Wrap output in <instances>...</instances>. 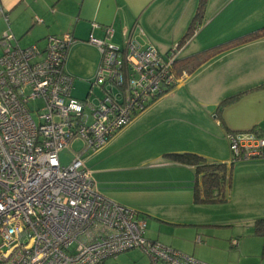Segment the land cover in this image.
<instances>
[{
	"label": "built area",
	"instance_id": "2783aa9c",
	"mask_svg": "<svg viewBox=\"0 0 264 264\" xmlns=\"http://www.w3.org/2000/svg\"><path fill=\"white\" fill-rule=\"evenodd\" d=\"M0 14L8 24L1 7ZM97 28L104 37L86 42L100 58L83 99L72 95L65 71L71 33L27 46L9 27L0 37V264H102L133 249L149 264H207L146 238L144 215L105 197L83 157L184 81L187 73L175 68L183 45L161 53L125 37L120 46L111 42V25L92 22ZM225 137L227 167L264 158V134L229 130ZM75 141L81 146L62 165L59 152Z\"/></svg>",
	"mask_w": 264,
	"mask_h": 264
},
{
	"label": "rangeland",
	"instance_id": "374dc122",
	"mask_svg": "<svg viewBox=\"0 0 264 264\" xmlns=\"http://www.w3.org/2000/svg\"><path fill=\"white\" fill-rule=\"evenodd\" d=\"M198 5L199 0H173L172 2L159 0L138 21L137 40L143 45L152 44L161 53L167 52L171 46L168 42L173 40L175 44L185 35L190 22L195 17ZM218 11H221L219 15L214 13ZM194 22L196 31L190 36L193 38L181 44L184 47L181 54L183 57L222 40L233 38L236 36L233 34L240 31H251L264 26L262 25L264 24V0H213L212 4L206 0L202 11L194 18ZM4 27L3 21L0 20V36ZM204 37H206L205 44L202 43ZM17 38L21 46L34 42L30 37ZM77 38L86 39V37ZM163 43H168L167 49L165 45H161ZM250 49L264 52V43L254 44L250 46ZM98 58L100 55L97 49L86 42L79 41L69 48L65 71L74 78L72 89L74 97L79 99L86 97L96 71L91 61L95 62ZM197 73L204 72L198 70ZM166 104L168 106L151 111L150 106L138 114L130 125L117 133L115 138L100 151L85 153L83 155L86 158L85 164L93 171V178L105 197L122 205H126L125 202L129 203L130 208L144 215L146 238L168 242L169 238L175 234L178 239L187 242L186 246L190 248V253L196 257L200 252L224 257L226 250L223 244L217 245V248L213 250L198 246L202 244L196 242V234L194 235L188 227L189 223L184 224L182 220L196 222L204 227H213L216 229L214 230L216 232H212L213 234L227 235L231 232L246 231L249 226L247 222L251 221L252 215H236L235 208H232L228 201L202 204L194 202L193 171L180 166L167 156L168 153L182 152L186 148L184 147L187 143L186 134L192 136V139L196 138L189 124L179 120V117L189 113L187 103L185 112L183 108L173 110L169 102ZM37 105V102L31 104L32 107ZM80 146L81 142L75 141L70 148L59 152L60 163L68 164L73 157L72 150ZM175 213L185 215L180 219V224L176 223L177 219L171 217V214ZM221 222L228 225H220ZM203 232L199 231V234ZM204 240L205 238L202 239ZM146 258L143 254L136 252L129 258L121 259L116 263L113 262L114 257H109L104 264H139L142 259L147 262L148 258Z\"/></svg>",
	"mask_w": 264,
	"mask_h": 264
},
{
	"label": "crops",
	"instance_id": "0c3cea01",
	"mask_svg": "<svg viewBox=\"0 0 264 264\" xmlns=\"http://www.w3.org/2000/svg\"><path fill=\"white\" fill-rule=\"evenodd\" d=\"M158 1L0 0V7L8 17V24L4 21L2 14H0V20L5 25L3 30L5 31L9 27L17 41L19 40L17 37L23 36L33 39V43H42L44 37L47 35L61 37L66 33H71L76 39L74 44L79 41L86 42L90 34L99 38L104 37L102 28L91 29V23L96 22L101 26L111 25L113 27L114 32L111 42L116 45L122 46L125 37H130L139 45L145 46L147 44L143 45L137 40V33L139 31L138 21ZM208 2L212 4L213 0H208ZM220 12L214 13H218L219 15ZM248 32L250 31H240L237 34H233L236 35L233 38ZM77 37H86V39ZM229 39L231 38L222 40L221 42ZM205 40L206 37L202 38V43L205 44ZM168 43L172 45L174 41L171 40ZM168 43L161 45H165L166 47ZM260 43H264V37L218 53L195 69V74L185 71L187 76L184 81L176 85L169 94L155 100L150 105L151 107L149 106L151 111L157 108L160 109L162 106L166 107L168 106L166 103L169 102V106L173 110L183 108L185 112L187 103V111L189 113L186 116L179 117V120L189 124L192 134L194 133L196 138L192 139V136L186 134L187 143L184 146L186 148L182 152L196 153L210 163L223 162L227 161L230 157L228 141L225 137L226 131L254 129L264 134V87L260 86L264 84V52H256L250 49V46ZM91 45L97 49L95 45ZM206 48H201L186 56ZM182 52H180V58H183L181 56ZM98 63L99 58L95 62L91 61L94 70H96ZM198 70H203L204 73L198 74ZM240 92L243 93L236 100L218 110L219 103L224 98ZM124 128L117 133L121 132ZM115 135L108 143L115 138ZM180 166L188 168L194 173L193 167L183 164H180ZM226 201L230 203L232 208H235L236 215H252L251 221L247 222L249 226L246 231L216 235L212 233L216 232L214 231L216 229L213 227H204V225L196 224V222L182 220L184 224L189 223L188 227H190L194 235L196 234V242L197 238L200 237L201 241L198 243L202 245L198 246L213 250L217 248V245L223 244L226 250L224 257L221 255L203 254L201 252L196 257L190 253V248L186 246L187 242L181 241L175 234L169 238L168 242L157 240L183 253L192 255L207 264H264V237L252 234L254 220L257 217H264V158L240 161L232 165L230 187ZM125 204L127 207L130 206L129 203L125 202ZM171 215V217L177 219V224H180V219L185 217V215L180 213ZM167 221L173 222L172 220ZM223 224L228 225L224 222H221L220 225ZM199 231L204 232L199 234ZM204 238L205 240L202 241ZM232 240L236 241L235 245L231 244ZM136 252L146 256L143 252L133 249L118 254V256L114 257L113 262L116 263L121 259L129 258ZM106 262L107 259H105L103 264ZM139 264H149V259L147 262L142 259Z\"/></svg>",
	"mask_w": 264,
	"mask_h": 264
},
{
	"label": "trees",
	"instance_id": "16d2710c",
	"mask_svg": "<svg viewBox=\"0 0 264 264\" xmlns=\"http://www.w3.org/2000/svg\"><path fill=\"white\" fill-rule=\"evenodd\" d=\"M205 2L206 0H199L195 17L200 14ZM195 17H193L190 22L185 35L177 42L179 45L182 43L185 44L193 38L190 36L195 34L196 31L194 26ZM261 36H264V26L198 51L192 55L183 58L179 57L175 63V68L178 72L186 71L187 73H191L218 53L234 48L240 44L262 38ZM260 86L264 87V84ZM242 93L243 92H240L224 98L219 103L218 110H221L225 105L236 100ZM167 156L176 163L193 167L194 180L192 190L195 203H218L228 199L232 166L227 167L223 162H207L205 158L192 152L168 153ZM252 234L264 237V217L254 220L252 224Z\"/></svg>",
	"mask_w": 264,
	"mask_h": 264
}]
</instances>
